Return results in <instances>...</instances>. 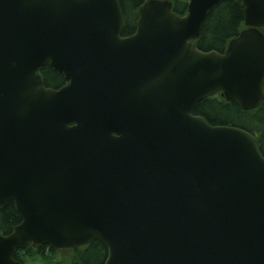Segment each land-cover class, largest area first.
Listing matches in <instances>:
<instances>
[{
    "label": "water",
    "instance_id": "obj_1",
    "mask_svg": "<svg viewBox=\"0 0 264 264\" xmlns=\"http://www.w3.org/2000/svg\"><path fill=\"white\" fill-rule=\"evenodd\" d=\"M222 0H0V264L92 241L104 264H264V156L253 134L194 115L217 94L264 101V0L223 53L194 43ZM63 75L45 86L39 69Z\"/></svg>",
    "mask_w": 264,
    "mask_h": 264
},
{
    "label": "trees",
    "instance_id": "obj_2",
    "mask_svg": "<svg viewBox=\"0 0 264 264\" xmlns=\"http://www.w3.org/2000/svg\"><path fill=\"white\" fill-rule=\"evenodd\" d=\"M145 0H119L125 20L123 36L135 32L138 8ZM172 9L179 15H184L188 0H171ZM242 0H222L211 10L204 23L198 39L194 42L201 51H217L223 53L228 42L238 36L245 28L243 24ZM264 33V28L261 29ZM44 84L48 88L58 89L65 84L63 75L56 73L47 64L39 70ZM194 115L204 117L211 125H227L243 129L257 137L261 153L264 156V101L254 111L244 112L235 103L226 102L220 94L204 99L197 104ZM21 219L12 204L0 211V235L9 234L20 223ZM27 254L31 248H27ZM19 252L13 258L19 259ZM34 253V252H33ZM76 264H102L107 256V249L98 241H92L85 251H74Z\"/></svg>",
    "mask_w": 264,
    "mask_h": 264
},
{
    "label": "flooded vegetation",
    "instance_id": "obj_3",
    "mask_svg": "<svg viewBox=\"0 0 264 264\" xmlns=\"http://www.w3.org/2000/svg\"><path fill=\"white\" fill-rule=\"evenodd\" d=\"M135 33V32H134ZM134 33L123 36L124 38L132 36ZM45 67V66H44ZM50 67V66H49ZM43 68V67H42ZM41 69V68H40ZM39 69V70H40ZM41 75V74H40ZM43 79V78H42ZM44 81V80H43ZM66 83V82H65ZM62 87V86H61ZM59 89V88H58ZM12 204V203H8ZM7 204V205H8ZM13 205V204H12ZM14 207V206H13ZM15 210V209H14ZM91 244V243H90ZM90 244L80 247V248H74V249H67V250H55L50 246H43L39 250H34L31 248V252L37 253L39 256L42 257L43 260L46 261L47 264H76L78 261H76V255L74 256L73 252L74 251H85L88 249ZM28 249L22 250V251H17L19 252V259L16 260L22 264L23 263V257L26 256ZM104 264V262H102Z\"/></svg>",
    "mask_w": 264,
    "mask_h": 264
},
{
    "label": "rangeland",
    "instance_id": "obj_4",
    "mask_svg": "<svg viewBox=\"0 0 264 264\" xmlns=\"http://www.w3.org/2000/svg\"><path fill=\"white\" fill-rule=\"evenodd\" d=\"M24 264H47L37 253L29 252L28 255L23 257Z\"/></svg>",
    "mask_w": 264,
    "mask_h": 264
}]
</instances>
